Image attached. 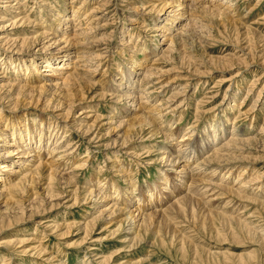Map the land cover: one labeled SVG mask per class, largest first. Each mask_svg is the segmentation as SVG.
<instances>
[{
    "label": "rangeland",
    "instance_id": "obj_1",
    "mask_svg": "<svg viewBox=\"0 0 264 264\" xmlns=\"http://www.w3.org/2000/svg\"><path fill=\"white\" fill-rule=\"evenodd\" d=\"M0 264H264V0H0Z\"/></svg>",
    "mask_w": 264,
    "mask_h": 264
},
{
    "label": "bare ground",
    "instance_id": "obj_2",
    "mask_svg": "<svg viewBox=\"0 0 264 264\" xmlns=\"http://www.w3.org/2000/svg\"><path fill=\"white\" fill-rule=\"evenodd\" d=\"M176 6V5H175ZM171 11H173V10H171ZM66 17V21H68V20H72V17H70V16H65ZM140 123H141V121H140ZM13 143V142H12ZM15 145V143L12 145V146H14ZM25 145L27 146V144H23L22 143V146H23V148L22 149H20V148H15V149H13L11 152H9V154H12V155H15V154H18V155H20V157L19 158H28L29 159V157H31V156H35V155H33V154H30L24 147H25ZM28 147V146H27ZM195 151V150H194ZM62 152H64V151H62ZM171 155L172 154H168V161L170 162V164H172V163H177V161H178V159H177V157H175V158H171ZM199 156H201V151L200 150H196V154L194 155V158H198ZM163 158H165V156H163ZM29 161V160H28ZM201 164H203V161H201V162H199L198 163V167H200L201 166ZM199 169V168H198ZM193 170H195V169H192L190 172H189V174H191V172L193 171ZM92 192V191H91ZM149 196H153V193L151 192V194H149ZM144 197V196H143ZM131 198V197H130ZM130 198L128 197V201H129V203L130 202H132V199L130 200ZM143 199V198H142ZM142 199H139V200H137L136 201V203H141V201H142ZM141 200V201H140ZM125 203H127V200H125ZM149 203H151V202H149V200L148 199H146V202H145V205H149ZM133 217H134V213H132V214H130V217H127V218H129V221L130 220H135L136 219V217L133 219Z\"/></svg>",
    "mask_w": 264,
    "mask_h": 264
}]
</instances>
